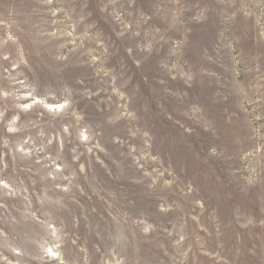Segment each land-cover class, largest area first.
Instances as JSON below:
<instances>
[{"label": "clouds", "instance_id": "9594fccd", "mask_svg": "<svg viewBox=\"0 0 264 264\" xmlns=\"http://www.w3.org/2000/svg\"><path fill=\"white\" fill-rule=\"evenodd\" d=\"M88 7L87 0H31L19 18L11 11L0 18V66L7 61L8 68L20 69L3 76L7 85L0 81V264H163L150 254L162 231L171 241V254L164 244L159 247L170 264H264V50L245 57L237 51L239 37L223 43L235 22L243 19L251 22L255 42L264 47V0H212L195 5L187 0H159L151 13L137 10L136 0H106L100 8L106 21L111 19L116 39L128 41L124 52L137 68L167 45V55L158 66L185 89L202 83L204 77L221 81L216 72L190 64L186 54L190 25L204 24L213 13L222 16L226 27L220 47L233 53L231 68L222 66L233 76L220 84L227 90L217 95L220 102L234 100L244 118L237 113L228 116L230 141L214 142L203 154L194 153L196 171L191 175L184 167L177 172L158 146L153 128L143 122L135 107L139 85L135 91L128 90L131 77L124 78L125 65L117 71L112 64L115 41L91 19ZM204 59L215 62L207 50ZM37 69L47 70L52 80L41 84ZM75 69L90 73L88 78L100 86L95 90L85 86L83 75L71 74ZM242 72L250 74L247 82L239 79ZM165 92L183 105L178 113L183 119L165 113L183 130L182 136L199 128L213 141L221 140L216 120L203 104L189 99L187 90L165 88ZM101 93L108 98L95 104L99 119L91 120L79 105ZM34 111L37 119H24ZM50 151L55 153L52 163L40 166L37 179L29 177L26 184L16 174L19 162L40 153L49 159ZM162 155L167 167L157 159ZM5 156L11 157L12 172L3 162ZM236 161L238 165L233 166ZM215 162L228 163L222 175ZM126 184L139 188V193ZM227 189H232L227 192L230 200L233 192L243 200L255 190L259 216L237 204L225 222L214 207L210 216L214 230H209L201 218L209 201L222 199ZM137 196L154 199L156 212L162 214L187 216L186 209L198 208L199 215L192 217L195 227L185 220L171 231L161 230L151 218L153 213L137 206ZM81 198L99 202L104 211L95 206L89 211ZM94 213L99 217L95 221L90 219ZM81 220L87 238L79 235ZM200 231L206 236H200ZM92 237L97 242L89 247Z\"/></svg>", "mask_w": 264, "mask_h": 264}, {"label": "rangeland", "instance_id": "374dc122", "mask_svg": "<svg viewBox=\"0 0 264 264\" xmlns=\"http://www.w3.org/2000/svg\"><path fill=\"white\" fill-rule=\"evenodd\" d=\"M81 3L84 0H80ZM159 0H136V9H142L145 12L151 13ZM189 5H195L198 2L209 3L212 0H187ZM89 5L88 11L92 12L91 19L98 22V26L102 29L106 35H110L112 40L115 41L116 48L113 49L115 55L112 58V64L117 67V71L121 70V64H124L125 67L123 71L125 73V79L131 77V83L129 84V91H135L136 86L139 85V92L137 93V99L135 101V107L140 110V115L143 119V122L147 123L150 127L153 128V131L157 135V144L161 147V150L165 153L166 158H171L173 163L176 165L177 172H180L182 167L186 168L188 174H193L196 171L194 167L193 156L194 153L200 152L203 154L206 151L207 147L211 143H228L231 139V131L228 130V126L225 121L228 116L232 113H237L242 120L243 114L239 112L238 107L235 104L234 100H230L227 103L220 102V97L218 93H223L227 89L220 86L221 83L227 84L228 81L232 79V72L226 70L222 65H226L228 69L231 68L232 60L231 56L233 53L227 49L220 47L222 42L221 32L224 30L226 25L223 22V18L218 13H213L209 20L204 24H192V33L189 37V45L187 48L186 59L190 64H194L197 68L206 67L210 71L216 72L220 77L221 81L218 82L216 77H204L203 82L197 84L192 89H185V86L182 82L171 81L169 80L164 73L159 68V61L167 55L168 46L166 45L163 52L160 55L153 54L147 61H145L139 68L133 62V59L128 57L124 52V47L127 45L128 41L117 40L114 33L112 32L113 24L111 19H105V14L100 12L101 6L106 3V0H87ZM31 6V0H0V18H3L8 15L11 11L13 16L19 18L21 13ZM215 6V5H214ZM236 37L240 38V42L237 44V51L242 52L245 57H251L258 52L264 50V47L258 45L254 40V30L251 27V22H245L243 19H238L235 24L232 26V32L226 34V37L223 38V43H227L228 39H235ZM117 49L119 51L117 52ZM219 49V53L218 50ZM207 50L208 55L212 56L215 62H210L204 59V53ZM137 58L139 56L137 55ZM10 67L9 62L4 61L2 66H0V81L4 85H7V81L3 80V76H7L8 72L15 74L19 72V68H8ZM4 68H8L7 72ZM27 72V70H25ZM31 76V73H28ZM75 75H83L86 79L87 87L95 90L98 86L95 80L89 79L88 76L90 73H85L83 69L72 70L71 73ZM36 77L40 80L41 84H46L52 80L51 75L47 70H36ZM167 80V84H160L158 81L160 79ZM239 79L243 82H247L250 79V74L242 72ZM79 87V86H78ZM165 88H171L173 91L183 92L187 90L189 92V99L195 100L203 104L208 111V113L216 120L218 127L222 131V137L220 141H213L210 134L204 133L202 129L197 128L196 131L190 136H182V129L179 125L173 123V121L168 120L165 113H172L178 119H183L178 115L179 111L182 109L183 105L179 98L169 96L165 92ZM101 97H94L92 101L82 100L79 107L86 111L91 120H98L99 114L96 111L95 104L99 102L101 98L107 99L108 97L104 94H100ZM163 105V108L160 107ZM106 107V105H105ZM12 113H9L11 115ZM38 115L34 111L27 114L24 119H37ZM45 120L48 118L45 117ZM235 120L236 117H233ZM56 127H59V122H55ZM181 124L183 121L180 122ZM50 132H55V128L49 127L47 129ZM112 131V130H109ZM108 134V133H106ZM57 142H54V146ZM103 146V145H102ZM71 145L68 146L70 148ZM111 148L112 146L109 145ZM234 149L230 146V151ZM66 155L70 158V153L66 149ZM0 155H3L0 153ZM54 152H48L47 156L49 159H45V153H40L38 157H33L30 161L19 162L16 166V174L19 175L20 179L24 180L26 184H29V177L32 179H37L36 171L40 168L42 164L52 163L51 158L54 157ZM102 155V154H101ZM106 159V158H105ZM161 164L165 163L164 156L157 157ZM4 163L9 164L8 171L12 172L11 157L5 156ZM107 163V161H105ZM238 161L233 162V166L238 165ZM59 164V161L56 162ZM56 164H53L55 167ZM3 165L0 164V167ZM228 163L225 162H215V168L218 174H223L222 170L228 167ZM31 168L32 171L28 172L27 168ZM97 170L100 172L102 177L107 180L108 178L103 175V170L100 169L99 165H96ZM167 175V173H165ZM110 183H115L110 181ZM125 187L132 189L136 193H139V188H134L132 185H125ZM31 191V188H29ZM232 189L225 190L224 196L220 200L212 199L208 203V211L201 218L202 222L205 224L209 230H214L210 216L212 214V209L218 208V215L221 220L227 222L231 219L232 212L235 210L237 204H241L245 211L253 213L259 216V206L257 202L258 193L254 190L252 195L246 199H241L239 195L233 192L234 199L227 198V192H231ZM207 195V192H205ZM85 206L91 210L95 206L99 212H103L104 209L99 202L90 203L85 198H81ZM95 201V198H94ZM156 201L154 199H149L142 196H137V206L140 208H145L151 213L152 219L161 226V230L164 228L169 229L173 225L179 227L180 223L187 221L188 226L195 227L193 216L199 215L200 210L197 208L192 212L191 208L186 209L189 214L185 216L183 213L172 212L168 214L157 213L155 209ZM73 210L76 213L80 212V209L73 205ZM183 217V219H182ZM98 213H94L90 216V219L93 221L97 220ZM69 217V221H70ZM79 235L82 238H87V229L85 227V222L81 220L80 228L78 230ZM200 236H206V233L200 231ZM97 242L95 238L92 237L89 242V247L92 243ZM164 244L165 248L169 249L171 254V241L167 239L166 234L161 232L159 239L156 241L155 245L151 246V255H155L163 264H170L169 257L164 255V249H161L159 245Z\"/></svg>", "mask_w": 264, "mask_h": 264}]
</instances>
